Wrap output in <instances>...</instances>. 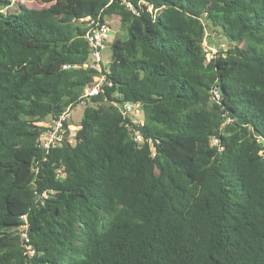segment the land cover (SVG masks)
<instances>
[{"label": "trees", "instance_id": "obj_1", "mask_svg": "<svg viewBox=\"0 0 264 264\" xmlns=\"http://www.w3.org/2000/svg\"><path fill=\"white\" fill-rule=\"evenodd\" d=\"M39 1L68 5L0 0V264H264V0ZM112 16L106 82L46 154L97 74L85 19Z\"/></svg>", "mask_w": 264, "mask_h": 264}, {"label": "built area", "instance_id": "obj_2", "mask_svg": "<svg viewBox=\"0 0 264 264\" xmlns=\"http://www.w3.org/2000/svg\"><path fill=\"white\" fill-rule=\"evenodd\" d=\"M148 10L151 11V8H149ZM85 22L87 31L84 39L87 42L89 49V62L87 65H85V67L93 69L94 71H96L97 74L93 77L92 84L84 90L82 95V99L84 100V102H82L81 105H84L86 103L85 100H89L91 97L97 96L98 93H100L101 91V87L106 82L104 76L105 64L102 60V52L106 48V45L110 43L111 37L113 35L108 25L105 22L101 23L99 21V18H86ZM206 37L207 35L205 34L202 41L203 47H206ZM222 48L223 46L213 47L212 49H210V51L212 52L210 56H208V53L204 48V51L207 53V61H209L212 56L216 54L219 50H223ZM108 86H111V84H108ZM211 96L214 99L218 98L216 89H213L211 91ZM116 108L120 112L122 117L125 120H129L130 123L140 125L143 124L141 105L139 103L126 102L116 105ZM71 114L72 109L68 107L55 120H50L48 124L42 123L40 125L44 127L45 130L40 134L37 140L38 148H40L47 154L51 150L59 147L64 142H68L69 144L74 143V135L76 131L73 133L69 130L74 129V126L70 123L72 120ZM230 122L231 121L229 119H226L223 125L228 124ZM79 128L80 127L78 126L77 129ZM134 137L137 142L142 141V138L138 132L134 133ZM210 143L212 146H218L219 142L215 137H212L210 139ZM24 229L25 227L20 229V231H23ZM21 237L25 239L26 235L22 233Z\"/></svg>", "mask_w": 264, "mask_h": 264}, {"label": "rangeland", "instance_id": "obj_3", "mask_svg": "<svg viewBox=\"0 0 264 264\" xmlns=\"http://www.w3.org/2000/svg\"><path fill=\"white\" fill-rule=\"evenodd\" d=\"M9 1H10V6L7 9L8 13L14 12L17 8V5L21 4V5L25 6L28 9H31V10L42 11L45 9H51L56 14H59L61 12V10L68 5V3L65 1L54 2V3H49V4H44L39 0H9ZM105 23L108 25V27L110 28V30L113 33L111 40H110V43L115 39L124 40L126 38L125 31L119 27L120 23H119L118 17L112 16V17L106 18ZM206 35H207L206 47H204V48L206 49L208 56L211 55L212 52L210 51V49H212L213 47L223 46V48H222L223 50L227 49L228 43L222 36H220L218 34H214V33L210 32L209 30L206 31ZM110 43H108L106 45V48L102 52V60H103V63L105 65L107 64V62L109 61V59L111 57ZM83 110H84V105H81V104L77 105L72 110V114H71L72 120L70 123L74 126V129H69V130L73 133L78 130L77 127L80 123ZM49 121L50 120H47L45 122V124H48ZM41 124L42 123H40L38 125H41Z\"/></svg>", "mask_w": 264, "mask_h": 264}, {"label": "water", "instance_id": "obj_4", "mask_svg": "<svg viewBox=\"0 0 264 264\" xmlns=\"http://www.w3.org/2000/svg\"><path fill=\"white\" fill-rule=\"evenodd\" d=\"M260 143H263V141L261 140Z\"/></svg>", "mask_w": 264, "mask_h": 264}]
</instances>
